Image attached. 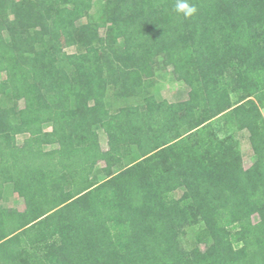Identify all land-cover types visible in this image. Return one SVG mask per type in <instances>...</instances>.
<instances>
[{"label": "trees", "instance_id": "trees-1", "mask_svg": "<svg viewBox=\"0 0 264 264\" xmlns=\"http://www.w3.org/2000/svg\"><path fill=\"white\" fill-rule=\"evenodd\" d=\"M99 1L0 0V264H264V0Z\"/></svg>", "mask_w": 264, "mask_h": 264}, {"label": "rangeland", "instance_id": "rangeland-1", "mask_svg": "<svg viewBox=\"0 0 264 264\" xmlns=\"http://www.w3.org/2000/svg\"><path fill=\"white\" fill-rule=\"evenodd\" d=\"M104 3L99 0H94L93 8L90 11V14L87 17H82L79 14H75V18L78 24H82L83 22L92 20L101 22L104 19L103 13ZM126 19H123L119 22V25H125ZM104 26H101L100 33L102 35L105 34ZM63 45L68 52H75L77 49L74 46H69L66 42L64 35L61 33L60 35ZM177 63L171 64L169 66H158L157 69V84L154 88V92L158 95V97L167 98L169 101L176 102L178 104V108L182 114H186L188 109L191 107L190 100L194 97V93L192 89L186 85L178 76V74L174 71L177 67ZM5 77L4 73L0 72V79ZM14 95H17L16 91H13ZM134 99V98H132ZM124 103L123 101L120 104ZM20 106H24V100H20ZM262 112L264 114V106H262ZM50 129V128H49ZM239 136L241 139V148L244 156V164L246 167L251 166L253 163V149L251 147V143L249 140V132L247 130H242L239 132ZM28 137V134H19L17 137L18 146H23L25 139ZM110 139V135L105 131H101V143L103 148H108V141ZM57 147V145H46L45 150L50 153L52 149ZM183 192V189L177 190V196H180ZM0 207L5 208H19L24 209L25 203L22 197H19L16 194H10L6 199L0 200ZM257 218V217H255ZM198 228L192 227L187 229V233L185 234V242L188 247L193 245L194 240L196 239Z\"/></svg>", "mask_w": 264, "mask_h": 264}, {"label": "clouds", "instance_id": "clouds-1", "mask_svg": "<svg viewBox=\"0 0 264 264\" xmlns=\"http://www.w3.org/2000/svg\"><path fill=\"white\" fill-rule=\"evenodd\" d=\"M176 10L182 13L185 17H192L197 11L195 6L189 3V0H179L176 5Z\"/></svg>", "mask_w": 264, "mask_h": 264}]
</instances>
